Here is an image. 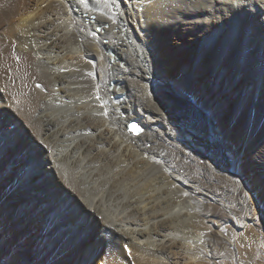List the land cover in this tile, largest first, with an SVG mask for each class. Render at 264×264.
I'll return each mask as SVG.
<instances>
[{
  "label": "bare ground",
  "instance_id": "6f19581e",
  "mask_svg": "<svg viewBox=\"0 0 264 264\" xmlns=\"http://www.w3.org/2000/svg\"><path fill=\"white\" fill-rule=\"evenodd\" d=\"M0 233V264H264V0H0Z\"/></svg>",
  "mask_w": 264,
  "mask_h": 264
},
{
  "label": "rangeland",
  "instance_id": "374dc122",
  "mask_svg": "<svg viewBox=\"0 0 264 264\" xmlns=\"http://www.w3.org/2000/svg\"><path fill=\"white\" fill-rule=\"evenodd\" d=\"M7 25H9V23L7 24ZM97 28H100V26H97ZM117 30V29H116ZM123 48H125V47H123ZM113 53V55L115 56H117V54L116 53H114V52H112ZM153 53H154V51H153ZM157 53H158V51H157ZM158 55V57H160V53L159 54H157ZM166 70V68L165 67H163V71H165ZM36 79H38V81H41V82H44L43 81V79H41V78H39V77H36ZM45 83V82H44ZM193 100L194 101H196V97H193ZM216 124V123H215ZM15 127V124H13L12 126H11V129H13ZM218 134H222L221 133V128H219L218 129ZM225 144H227V141H225ZM236 172V176L238 177L239 175H240V170L238 169L237 171H235ZM215 183V182H214ZM259 207L260 208H262L260 205H259ZM1 232H2V236L4 235V237H6V238H10V233H6V232H4L3 233V231L1 230ZM1 234V233H0ZM12 243L11 242H9L3 249H2V251L4 250V252H7L8 251V253H10V251H11V248L13 247V246H17V243H16V240H15V237H13L12 236ZM11 256L13 255L12 254V251H11V254H10ZM46 264H54V263H52V261L51 262H49V261H47L46 262Z\"/></svg>",
  "mask_w": 264,
  "mask_h": 264
},
{
  "label": "water",
  "instance_id": "95a60500",
  "mask_svg": "<svg viewBox=\"0 0 264 264\" xmlns=\"http://www.w3.org/2000/svg\"><path fill=\"white\" fill-rule=\"evenodd\" d=\"M133 126H135V130L133 129ZM129 130L136 133V134H141L143 132L142 126H140L136 120H132L130 122Z\"/></svg>",
  "mask_w": 264,
  "mask_h": 264
},
{
  "label": "snow or ice",
  "instance_id": "6c2138e0",
  "mask_svg": "<svg viewBox=\"0 0 264 264\" xmlns=\"http://www.w3.org/2000/svg\"><path fill=\"white\" fill-rule=\"evenodd\" d=\"M133 129L135 130V126H133Z\"/></svg>",
  "mask_w": 264,
  "mask_h": 264
}]
</instances>
